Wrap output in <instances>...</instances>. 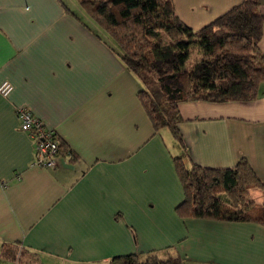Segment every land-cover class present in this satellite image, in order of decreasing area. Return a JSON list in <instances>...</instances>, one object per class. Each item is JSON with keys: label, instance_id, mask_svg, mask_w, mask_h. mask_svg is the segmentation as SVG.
Here are the masks:
<instances>
[{"label": "crops", "instance_id": "crops-1", "mask_svg": "<svg viewBox=\"0 0 264 264\" xmlns=\"http://www.w3.org/2000/svg\"><path fill=\"white\" fill-rule=\"evenodd\" d=\"M242 1L173 5L199 30ZM63 5L0 0V84L13 87L0 96V264H111L149 252L185 264H264V227L176 214L183 192L172 160L230 169L245 159L264 184V82L252 102L180 104L183 152L163 129L153 135L137 79ZM17 109L67 149L54 168L32 165L34 144ZM4 246L20 257H2Z\"/></svg>", "mask_w": 264, "mask_h": 264}, {"label": "trees", "instance_id": "trees-1", "mask_svg": "<svg viewBox=\"0 0 264 264\" xmlns=\"http://www.w3.org/2000/svg\"><path fill=\"white\" fill-rule=\"evenodd\" d=\"M74 1L114 43L115 48L107 45L139 82L137 98L153 135L167 129L183 152L180 104L248 103L257 98L264 82V54L259 50V7L264 0H243L199 30L178 18L173 0ZM193 53L199 57L191 59ZM66 152L58 142L57 157ZM172 160L183 192L175 208L179 217L264 227V184L245 159L230 169L187 168L184 157ZM16 250L4 246L1 256L14 261ZM111 264L185 263L169 252L162 259L149 252Z\"/></svg>", "mask_w": 264, "mask_h": 264}, {"label": "built area", "instance_id": "built-area-1", "mask_svg": "<svg viewBox=\"0 0 264 264\" xmlns=\"http://www.w3.org/2000/svg\"><path fill=\"white\" fill-rule=\"evenodd\" d=\"M12 89L13 87L9 82H3L0 84V96L7 98ZM15 115L20 131L28 134L33 141L32 165L39 168H54L58 158V141L54 134L46 130L43 123L27 109H17Z\"/></svg>", "mask_w": 264, "mask_h": 264}, {"label": "rangeland", "instance_id": "rangeland-1", "mask_svg": "<svg viewBox=\"0 0 264 264\" xmlns=\"http://www.w3.org/2000/svg\"><path fill=\"white\" fill-rule=\"evenodd\" d=\"M62 2H64L66 4V6L68 7V9L71 11H73V13L80 18V20H82V22L84 23V25H86L93 33H96L97 35H99L100 37H102L103 41L105 43H108V45L112 48L114 47V43L108 38V36L105 34V32H103L89 17L88 15L82 10L80 9V7H78V4H76V2L74 0H61ZM199 54H195L193 53L191 55V59L194 58H198ZM162 134L165 138H171V134L167 129H163ZM173 145H175L174 141H173ZM172 146V144H171ZM170 151H172V153H176V150H178V148H168ZM17 251V259L20 257L21 251L20 249L16 250Z\"/></svg>", "mask_w": 264, "mask_h": 264}]
</instances>
